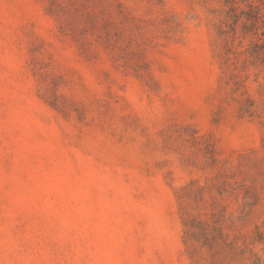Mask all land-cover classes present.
Here are the masks:
<instances>
[{
  "label": "rangeland",
  "instance_id": "1",
  "mask_svg": "<svg viewBox=\"0 0 264 264\" xmlns=\"http://www.w3.org/2000/svg\"><path fill=\"white\" fill-rule=\"evenodd\" d=\"M0 264H264V0H0Z\"/></svg>",
  "mask_w": 264,
  "mask_h": 264
},
{
  "label": "trees",
  "instance_id": "2",
  "mask_svg": "<svg viewBox=\"0 0 264 264\" xmlns=\"http://www.w3.org/2000/svg\"><path fill=\"white\" fill-rule=\"evenodd\" d=\"M256 25V23H253V26H255Z\"/></svg>",
  "mask_w": 264,
  "mask_h": 264
}]
</instances>
